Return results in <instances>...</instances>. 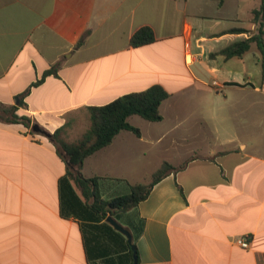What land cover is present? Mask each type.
<instances>
[{"label":"crops","instance_id":"1","mask_svg":"<svg viewBox=\"0 0 264 264\" xmlns=\"http://www.w3.org/2000/svg\"><path fill=\"white\" fill-rule=\"evenodd\" d=\"M260 3L0 0V104L30 120L28 128L0 121V264L125 262L122 238L62 217L58 181L66 165L51 137L32 128L52 135L64 127L63 140L78 116L89 128L87 108L153 85L169 94L162 120L129 117L139 137L120 132L84 160L81 174L98 178L109 199L120 193L110 179L148 184L141 182L164 163L174 169L117 221L132 241L142 229L138 264H264V152L237 141L231 119L236 98L247 100L250 112L251 92L264 97L262 71L259 82L236 79V58L210 57L257 33L252 12ZM242 18L251 29L236 26ZM141 27L156 40L132 48L129 40ZM232 29L249 33L239 40L243 34L225 33ZM54 67L19 105L18 96ZM241 237L248 248L235 244Z\"/></svg>","mask_w":264,"mask_h":264},{"label":"trees","instance_id":"2","mask_svg":"<svg viewBox=\"0 0 264 264\" xmlns=\"http://www.w3.org/2000/svg\"><path fill=\"white\" fill-rule=\"evenodd\" d=\"M217 1L219 4L223 2V0ZM252 15L253 23L257 26V33L245 40L233 43L215 54H210V57L221 55L225 60L241 59L249 51L251 44L255 43L260 51L262 79H264V0H261L259 7L252 12ZM225 33L240 35L249 32L244 29H232ZM155 40L151 28L141 27L131 36L129 44L132 48H139L152 44ZM55 72V67L45 71L40 80L34 82L18 96L19 105L23 103V99L27 97L33 87L40 85L46 77ZM168 97L169 94L161 86L153 85L144 91L123 95L104 106L87 108L90 126L76 143L68 144L61 139L64 127L59 128L51 135V141L56 146V153L66 165V174L58 181L62 217L66 219L75 217L82 222L94 223L97 228H107L115 236L122 238L125 243L127 251L124 256L125 262L120 260L121 257H118L116 261L113 258H107L106 264H134V253L127 243V239L108 224L107 218L111 217L118 221L122 214L136 208L148 197L154 185L174 169L164 163L148 184L129 185L128 193L104 199L99 187V179L83 177L81 174L82 164L86 158L110 145L115 136L122 131L131 132L139 137L140 130L130 125L129 117L138 116L148 122H160L162 120L160 106ZM0 121L22 123L27 128L30 127L29 119L16 115L15 106L8 107L0 104ZM99 223L102 224L99 226ZM82 228L85 232V227L82 226ZM141 232L142 229H139L137 235L133 237L132 244L134 246ZM135 251L137 256L136 246ZM136 264H138V257Z\"/></svg>","mask_w":264,"mask_h":264},{"label":"rangeland","instance_id":"3","mask_svg":"<svg viewBox=\"0 0 264 264\" xmlns=\"http://www.w3.org/2000/svg\"><path fill=\"white\" fill-rule=\"evenodd\" d=\"M236 26L249 30L252 28V23L242 18L240 21L236 22ZM245 37L246 36L243 34L239 36V40L245 39ZM238 71L240 74L236 73V79L247 76L251 78L252 83L255 81L259 82L261 79V55L256 44L251 45L250 50L245 54L243 59H236V72ZM262 82L264 83V79H262ZM214 86L216 87L217 85L214 84ZM238 93L240 92L236 91V94ZM251 94H255L256 101H251L250 112H247L249 102L247 100L237 101L236 98V122L234 121L233 114L231 119L233 117L232 121L236 124V140L245 142L255 147L257 150L264 152V97L259 92L254 93L252 91ZM74 125V128L72 127L71 130H68L66 138H63L65 142L68 141V144L79 141L83 134L89 129H86L88 121L85 117L78 116L74 121ZM216 125L222 126L219 120L216 122ZM60 137H62V134ZM145 159L147 160V157ZM110 181L111 184L116 186L118 191H120V195L126 194L123 190L127 189L129 185H135L132 184L135 183V181L123 180L119 177L110 179ZM141 183H149V180H144Z\"/></svg>","mask_w":264,"mask_h":264},{"label":"water","instance_id":"4","mask_svg":"<svg viewBox=\"0 0 264 264\" xmlns=\"http://www.w3.org/2000/svg\"><path fill=\"white\" fill-rule=\"evenodd\" d=\"M33 132H37V133H41L44 136H46L47 138L51 137V134L46 133L42 130H40L37 126H33L32 128ZM107 222L119 233H121L126 239H127V243L130 245L134 255V264H136L137 262V256H136V251H135V246L132 244V236L130 234V232L128 230H126L124 227H122L120 224H118V222L116 220H114L111 217L107 218Z\"/></svg>","mask_w":264,"mask_h":264},{"label":"built area","instance_id":"5","mask_svg":"<svg viewBox=\"0 0 264 264\" xmlns=\"http://www.w3.org/2000/svg\"><path fill=\"white\" fill-rule=\"evenodd\" d=\"M235 244L241 248H248L249 247V241L246 237L237 238L235 241Z\"/></svg>","mask_w":264,"mask_h":264}]
</instances>
